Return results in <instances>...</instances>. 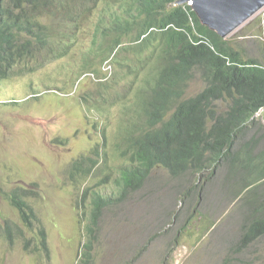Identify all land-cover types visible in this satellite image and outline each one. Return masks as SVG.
Wrapping results in <instances>:
<instances>
[{
  "label": "rangeland",
  "instance_id": "374dc122",
  "mask_svg": "<svg viewBox=\"0 0 264 264\" xmlns=\"http://www.w3.org/2000/svg\"><path fill=\"white\" fill-rule=\"evenodd\" d=\"M40 20L50 35L47 48L37 58L35 53L31 60L9 63L8 77L0 79V264H78L96 196L110 202L97 212L89 264H222L227 257L264 264V235L232 252L253 210L245 192L237 200L227 192L230 184H222L229 170L219 168L209 179L190 172L175 179L157 167L135 192L121 193L116 185L120 170L129 164L122 155L124 132L129 121L141 122L135 99L152 98L137 91L148 90V83L140 81L151 79L154 63L138 62L143 59L133 55L147 45H129L124 38L126 47L107 57L113 38L99 33L92 42L101 15L92 13L83 29L68 23L59 33L49 18ZM61 38L73 45L56 59L60 52L51 46ZM225 40L243 59L262 60L264 9ZM204 88L195 74L184 98ZM224 108L225 102H219L218 110ZM255 126L251 132L264 129ZM257 142L256 156L264 140ZM79 163L82 172L75 171ZM262 169L239 172L238 185L232 187L241 189ZM260 192L264 194V184ZM15 194L28 206L29 228L10 202ZM41 233L46 250L39 248Z\"/></svg>",
  "mask_w": 264,
  "mask_h": 264
},
{
  "label": "trees",
  "instance_id": "16d2710c",
  "mask_svg": "<svg viewBox=\"0 0 264 264\" xmlns=\"http://www.w3.org/2000/svg\"><path fill=\"white\" fill-rule=\"evenodd\" d=\"M2 1L5 4L0 5V79L8 77L9 63H16V59L31 60L30 55L35 53L37 58L47 48L50 35L40 20L43 18H49L57 28L55 33H59L68 23L74 29H83L92 13L101 15L92 42L98 41L99 33L112 36L113 42L106 38L103 41L112 43L107 57L117 56L126 43L136 47L147 45L138 56L143 60L138 62H153L154 75L148 90L139 87L137 94L152 98L137 99L135 114L141 122L129 121L124 132L127 136L122 139L125 143L122 155L129 164L120 170L116 181L121 193L137 191L141 181L157 167L175 179L188 175L187 172L207 175L209 179L223 168L229 170L222 182L230 184L228 194L240 200L245 192L246 203L253 210L242 226L240 244L232 252L238 253L245 249V243L264 235V194L260 192L264 184V142L263 151L258 156L254 154L259 146L257 140H264V129L249 132V128L256 127L250 120L253 115L260 110L264 112V56L262 60L243 59L228 40L201 26L189 6H171L178 0H99L100 8L97 0H0V4ZM101 24L103 28L108 26L106 33ZM124 38L129 42L125 43ZM52 44L54 52H60L56 59L73 45L62 38ZM119 60L118 57V64ZM195 74L202 78L205 88L193 97L184 98ZM219 102H225L222 111L218 110ZM135 131L137 134L133 136ZM247 136L251 138L244 140ZM260 165L263 169L241 189L232 187L238 185L239 172L253 171ZM75 171L82 172L80 163ZM258 198L262 200L257 201ZM21 199L15 194L10 202L18 209L23 225L29 228L30 212ZM109 202L101 196L93 199L94 221L100 214L97 212ZM93 220L86 226L84 251L78 264H89V237H93L97 225ZM41 237L39 248L46 250L43 233ZM222 264L243 263L227 257Z\"/></svg>",
  "mask_w": 264,
  "mask_h": 264
},
{
  "label": "water",
  "instance_id": "95a60500",
  "mask_svg": "<svg viewBox=\"0 0 264 264\" xmlns=\"http://www.w3.org/2000/svg\"><path fill=\"white\" fill-rule=\"evenodd\" d=\"M187 5L199 24L225 40L264 9V0H178Z\"/></svg>",
  "mask_w": 264,
  "mask_h": 264
},
{
  "label": "bare ground",
  "instance_id": "6f19581e",
  "mask_svg": "<svg viewBox=\"0 0 264 264\" xmlns=\"http://www.w3.org/2000/svg\"><path fill=\"white\" fill-rule=\"evenodd\" d=\"M107 27H108V26H107ZM107 27H104V28L102 29V31H103V30L106 31V30H107ZM96 33H97V32H96ZM110 37L112 38V36H110ZM144 38H145V37H143V39H144ZM131 53H133V52H131ZM133 55L140 56V55H142V54H141L140 51H138V52H135ZM126 67H128V66H126V63H124L123 66H122V69L125 70ZM138 68L140 69V68H144V67L140 66V67H138ZM131 73H134V74H135V71H132ZM92 76H93V75H92ZM140 82H146V83H148V84L150 83V81H149L148 79H146V80H144V81H140ZM104 84H107V83H104ZM45 93H46V92H45ZM135 102H137V99H135ZM135 104H136V103H135ZM260 113H261V115L264 114V112L260 110L259 112L255 113V114L253 115V117H252L250 120L255 122V124H252V125L255 126L256 124H257V125L260 124V127L263 128V126H264V120H258V115H259ZM258 127H259V126H258ZM254 129H256V128H255V127L249 128V132H251V131L254 130ZM247 140H249V139H247ZM258 145H259V144H258ZM258 145H257V146H258ZM257 150H258V147H257Z\"/></svg>",
  "mask_w": 264,
  "mask_h": 264
}]
</instances>
